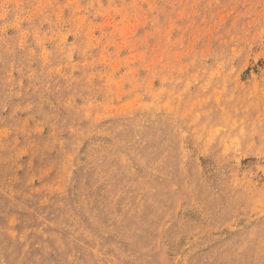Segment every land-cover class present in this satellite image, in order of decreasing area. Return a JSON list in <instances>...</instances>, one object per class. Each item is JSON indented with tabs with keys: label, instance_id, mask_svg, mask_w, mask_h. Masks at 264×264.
<instances>
[{
	"label": "rangeland",
	"instance_id": "374dc122",
	"mask_svg": "<svg viewBox=\"0 0 264 264\" xmlns=\"http://www.w3.org/2000/svg\"><path fill=\"white\" fill-rule=\"evenodd\" d=\"M0 264H264V0H0Z\"/></svg>",
	"mask_w": 264,
	"mask_h": 264
}]
</instances>
